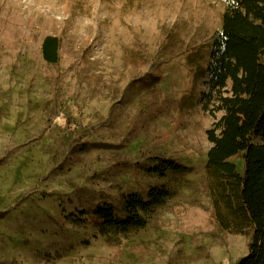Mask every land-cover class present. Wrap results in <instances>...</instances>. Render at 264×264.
<instances>
[{"label":"rangeland","instance_id":"374dc122","mask_svg":"<svg viewBox=\"0 0 264 264\" xmlns=\"http://www.w3.org/2000/svg\"><path fill=\"white\" fill-rule=\"evenodd\" d=\"M229 0H0V264H240L254 231L222 229L208 180L209 91ZM61 41L60 62L42 46ZM254 144H262L259 135ZM158 159L186 173L149 172ZM244 174L245 162L234 159ZM146 228L90 215L152 187Z\"/></svg>","mask_w":264,"mask_h":264},{"label":"trees","instance_id":"16d2710c","mask_svg":"<svg viewBox=\"0 0 264 264\" xmlns=\"http://www.w3.org/2000/svg\"><path fill=\"white\" fill-rule=\"evenodd\" d=\"M60 49L58 37H47L44 60L58 64ZM210 60L209 91L203 97L216 98L218 109L225 112L207 133L212 144L207 169L214 216L232 234L253 230L250 253L240 264H264V0H229ZM255 135L262 137V144L253 143ZM236 158L245 162L243 175L233 162ZM189 169L171 159H158L149 172L164 178L169 172ZM171 195L166 187L156 186L146 195L124 196L120 209L103 204L84 215H90L103 234L126 233L146 228Z\"/></svg>","mask_w":264,"mask_h":264}]
</instances>
